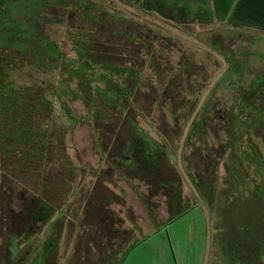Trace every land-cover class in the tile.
Returning <instances> with one entry per match:
<instances>
[{
  "label": "trees",
  "instance_id": "16d2710c",
  "mask_svg": "<svg viewBox=\"0 0 264 264\" xmlns=\"http://www.w3.org/2000/svg\"><path fill=\"white\" fill-rule=\"evenodd\" d=\"M123 9L174 25L190 39L202 34L203 44L224 58L227 69L210 92L203 110L208 124L215 123L213 119L218 117L217 107L213 105L217 86L240 81L238 88L233 85L232 107L224 128L229 137L224 147L238 150L239 154H232L234 156L226 157L223 162L222 188L218 189V168L224 157L206 159V179L200 178L199 183L194 175H188L213 213L211 241L223 256L222 264H264V156L250 153L262 148L248 144L247 139L251 132L264 129V72H256L257 62L264 59L260 49L264 46V0H113L109 5L100 0H0V171L3 172L0 175V264H63L60 256L63 230L73 227L78 217L69 219L54 201L39 191L22 190L11 199V192L4 188L6 182L19 184L17 172L27 174L35 166L45 169L49 151L63 148L61 129L53 126L59 113L64 126L68 125L70 130L81 122L89 124L94 128L96 140L101 137L98 127H105L103 132L109 136V141L98 146L99 156L112 171L123 170L127 180L133 179L145 187L146 194L140 195V199L153 228H158V222L150 212L149 196L164 200L171 219L187 212V206L191 209L197 205L182 195V180L167 157V145H162L135 121L138 114L145 118L136 107L138 92L142 87L146 89L149 82L163 79V75L154 74L143 80L146 66L140 63L148 64V69L153 71L159 63L154 58L158 45L151 39L159 36L162 41L174 44V38L155 27H162L158 24H132ZM64 13L81 16L87 25L68 30L73 57L54 37L55 30L66 23ZM230 32L240 37L244 47L234 50L217 44L231 39ZM212 35H215L214 41ZM166 42L159 46L165 47ZM247 63L252 64L257 74L248 80L244 76L234 77L233 74L242 75ZM186 67L183 64L184 71ZM42 73L54 74L55 83L47 82ZM17 74H20L18 79ZM176 89L180 91L178 84ZM154 91L156 101L152 104L157 110L164 112V105H175V100L171 102L169 96L167 98L166 91L156 88ZM159 94L161 99H158ZM75 102L84 104L86 115H74L70 105ZM57 105L58 115L55 114ZM132 110L135 117L131 116ZM253 115L256 116L254 125ZM196 129L194 126L189 136L191 142L198 134ZM113 143L116 151L112 149ZM192 162L195 168L204 166L200 157L192 158ZM254 163H259L256 168L259 177H255L259 181L253 180L260 182L259 186H254V192L259 195L256 197L259 214L255 218L249 211L243 223L237 226L231 218V210L237 202L229 188L236 192L251 181L247 171L242 170L243 179L232 186L236 184L235 167L240 164L250 168ZM35 172L38 173V169ZM101 174H94L82 197V212L91 222L92 239L88 248L96 255L95 264H119L136 243L135 232L141 235V230L131 222L135 227L131 230L135 232L126 240L130 236L126 220L115 216L113 209L120 204L115 203L114 198L118 197L99 192L108 189L104 176L109 172L104 170ZM227 191L230 194L220 206L217 201ZM240 191L237 198L248 193L246 188ZM93 198L96 205L91 203ZM101 200H106L107 205L101 206ZM78 264L90 263L83 259Z\"/></svg>",
  "mask_w": 264,
  "mask_h": 264
},
{
  "label": "rangeland",
  "instance_id": "374dc122",
  "mask_svg": "<svg viewBox=\"0 0 264 264\" xmlns=\"http://www.w3.org/2000/svg\"><path fill=\"white\" fill-rule=\"evenodd\" d=\"M100 1L106 5L113 2V0ZM123 11L132 24H146L150 26L158 24L162 27H155L174 38V44H169L165 40L162 41V38L159 36L151 39L154 44L158 45L154 49V58L155 61L159 63H156L155 71L150 68L148 69V64L144 62L140 63L144 68L146 66V70H144L145 78H143V80H148V78L154 74H158L159 76L163 75V79L157 82H149L146 89L142 87L138 92L136 107L145 118L141 116V114L135 117L134 110L131 111V116L136 118L134 119L135 121L137 120V124L141 125L146 131H150L151 135L156 138L158 142L162 145H167V157L170 158L171 165L178 171L182 180V195L192 202L197 198L198 200H195L197 205H192L193 207L191 209L187 206V212L171 219L168 211L169 209L166 208L164 200L160 197L149 196L147 200L151 208L150 212L158 222L157 231V229L153 228L151 219L147 215L140 199V195L146 194L145 187L142 183L133 179L127 180L126 177H124L125 171H120L118 169L112 171L108 167V164L101 160L98 146L109 141V136L103 132L105 131V127H98V133L101 135L100 139L98 137V140L94 137V128L84 122L78 123L70 130L68 125L64 126V120L59 118L60 113L58 105L57 107L55 106V114L58 115L59 113V116L53 120V126L54 128L58 126V129H61V135L64 139L63 148H52L49 151L45 169L35 166L31 168L29 172L27 171V174L25 172H17L16 177L19 184L6 182L4 188L6 191L9 190L11 192V199H15L17 194L22 190L39 191V194L46 195V198L54 201V204H57L61 209L60 212L69 219H75L77 217L78 221L84 217L87 219L80 220V222L77 221L70 229L66 228L63 230L60 249V256L63 264H78L82 262L83 259L86 260V263L95 264L94 261L97 259L96 255L91 253L88 248L90 239H92L90 236L91 222L88 215L82 212V205L84 202L82 197L87 191L88 184L93 180L94 174H100L102 176L101 173H103L104 170L109 172L108 176H104V184L108 189L103 188L100 189L99 192L101 195L103 194L109 197H111L110 194L113 193V195L118 197L114 198L116 200L115 203L119 201L120 204L113 206V209L116 213L115 216L123 217L126 220L125 227L130 232V236L129 238L127 236L126 240L130 239L135 232V227L131 222L135 223L141 230V235L135 232L137 241L135 244L133 243L134 245L131 246L130 249L128 248L129 250L127 249L126 255L119 264H222L223 256L211 242L214 234L212 228L214 224L211 218L213 213L208 211L205 205L206 203L201 199L188 177V173L191 172L199 183L198 177H200V174L197 172L199 168H195V165H193V157L187 160L184 155L186 153L185 150L189 147L185 139V134L192 114L200 110L209 97L210 92L216 87L218 81L223 78L227 69V64L221 54L214 52L212 49H208V47L203 44L202 34L197 33L198 35L196 38L190 39L188 37L189 35L181 34L174 25L172 26L171 24L162 22L155 17L144 16L138 11L133 13V10L129 11L123 9ZM57 12L56 10L55 13ZM62 17H64L63 20L66 21V23H63L58 30H55L54 37L59 44L64 46V51H66L70 57H73V53L70 49L68 30H78L81 27H87V25L85 26L81 16L75 17L72 14L64 13ZM126 26H128V28L131 27L130 24ZM164 27L169 28L171 31L166 30ZM230 33L229 37H232L231 39L228 38L226 41L220 40L217 44L225 49L232 47L234 50H237L240 46L244 47L240 37L236 35L232 36V32ZM212 39L213 41L215 40V35L211 36V40ZM164 42L167 43L165 47L159 46ZM260 49L264 52V46ZM214 50L218 51L217 49ZM183 59H185V62H183ZM251 61L253 62V60ZM257 63L259 67L257 66L258 69L256 72L260 74L264 72V59H260ZM183 64L187 65L185 71L182 68ZM242 71V75L233 74V76L237 78L244 76V78L248 80L257 74L251 63H247ZM41 75H44L43 78H46L47 82L50 80L51 84L55 83L54 74L42 73ZM19 76L20 74H17L15 78L18 79ZM24 77L25 75H23V78ZM232 78L231 76V79ZM237 82L240 84V81ZM175 84H178L180 91L176 89L174 86ZM234 84L222 83L219 87L217 86L215 93L216 101L213 105L217 107L218 117L213 119L215 123H209L208 127H206L210 141L208 144L211 145L210 149H216L217 146L228 143V134H226L224 128L227 125V119L232 107L231 93L234 90ZM238 84H235L236 88H238ZM155 88L160 92L166 91L168 93L167 98L169 96L171 102L175 100V105H170V107L164 105V112L157 110L156 106L152 104L156 101L154 100ZM167 88L169 90H167ZM158 99H161L160 94L158 95ZM70 106L76 117L86 115V109L83 103L75 102ZM214 108L215 107H213V110L216 109ZM255 118L256 116L253 115L251 119L253 125L255 123ZM218 125L223 129L221 130ZM251 131L252 130H250V132ZM263 133L264 129L251 132V134L247 136V139L250 140L248 144L257 145V148H262V150H264ZM200 138L204 139L202 136ZM116 142L117 140L114 143ZM114 143L112 149L116 151L117 147L114 146ZM198 145L203 146L205 144L197 141L196 146ZM197 158L199 157H196V159ZM262 160H264V158H262ZM225 161L226 158L223 159L218 168L219 190L222 188L223 184L220 180L224 176L223 162ZM258 161H260V158ZM257 166L259 167V163H254L250 168L241 166L240 164L235 167L237 171L235 177L236 184L232 186L239 184L241 179H243L244 174L242 170H246L249 178H252L251 181L246 182L241 188H246L248 190V193L243 194V198H237L242 192L240 191L241 189L238 190L237 188L235 190L236 193L231 187L229 188V192L233 193V197L237 202L231 210V218L237 226L243 223V217L247 215L249 211H251V215H254L253 217L259 214L260 207L256 204V197L259 195L254 192L253 187V180L255 181V179L259 177V173H257L258 170H256ZM36 169H38V173L35 172ZM1 173L3 172L0 171V175ZM40 181L44 182L45 185L42 186ZM99 181L101 182V180ZM68 185L71 186L72 194L71 189L67 188ZM229 192H223L218 199L217 202L220 203V206L225 202L227 195L230 194ZM193 196L196 198L192 199ZM95 200L94 198L91 200V203L94 205H96ZM250 201H252V204H250ZM100 203L101 206L107 205L106 200H101ZM1 208L2 206L0 205V209ZM116 221L117 220H114V222ZM133 227L134 229L131 230ZM236 230L239 229L237 228ZM252 230L254 231V228H252ZM127 245L128 244H122L124 247Z\"/></svg>",
  "mask_w": 264,
  "mask_h": 264
},
{
  "label": "flooded vegetation",
  "instance_id": "af4514ba",
  "mask_svg": "<svg viewBox=\"0 0 264 264\" xmlns=\"http://www.w3.org/2000/svg\"><path fill=\"white\" fill-rule=\"evenodd\" d=\"M175 87H176V84H175ZM206 102H207V100H206ZM206 102L202 105V107L200 108L199 111L194 112L192 114V118L190 120L189 126H187L188 129H187V132L185 134V136H186L185 139H186L187 144H189V147H188L187 150H185L186 153L184 155V157H188V158H191V157H193V158L200 157L202 159V162H203V165L204 166L201 165V167H198L199 170L197 172L200 174V177H198V178L199 179L201 178L203 180L206 179V169H207V166H206L205 163H206V159L208 157L213 156V157H224V158H226V157H229V156H234L236 154H239L238 150L232 151L230 149H226L224 147V146H226V145H224L225 143L223 145H221V146H217L216 149H210L211 148V145L208 144V143H210V141L207 138L208 137V133H207V129H206V127H208V120L206 118V114L205 113H204V116H203V110L206 108ZM194 126L197 127V129L194 130V131H198V134H196V138L191 142V141H189V136H191V133L193 131V127ZM219 128H220V126H219ZM220 129L222 130L223 128H220ZM200 135L202 136V138L204 137V139H201L200 138L201 137ZM228 139H229V137H228ZM197 141L202 142V144H205V145H203V146L202 145L201 146H199V145L196 146V142ZM249 152L252 153V154H256V153L263 154V156H264V150H261V151H259V150L258 151L253 150V151H249ZM232 154H234V155H232ZM202 162H201V164H202ZM190 174H192V173L190 172ZM188 177H189V179L191 181V178H190L189 175H188ZM191 184L193 185L192 181H191ZM253 185L254 186H256V185L259 186L260 183L253 182ZM200 197L205 202V200L202 198V195H200ZM193 198H196V197L193 196L192 199ZM186 199H188V198H186ZM195 200H194V202H192L190 200L189 201L191 203H195ZM206 207L208 209V206L207 205H206ZM208 211L210 212L209 209H208ZM253 261L256 262L255 260H253Z\"/></svg>",
  "mask_w": 264,
  "mask_h": 264
}]
</instances>
